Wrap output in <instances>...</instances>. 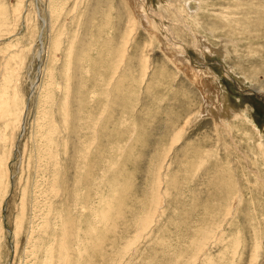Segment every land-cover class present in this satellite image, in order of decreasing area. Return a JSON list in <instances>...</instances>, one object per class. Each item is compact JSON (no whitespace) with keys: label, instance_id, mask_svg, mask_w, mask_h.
Returning <instances> with one entry per match:
<instances>
[{"label":"rangeland","instance_id":"obj_1","mask_svg":"<svg viewBox=\"0 0 264 264\" xmlns=\"http://www.w3.org/2000/svg\"><path fill=\"white\" fill-rule=\"evenodd\" d=\"M133 1L0 0V264H264V0Z\"/></svg>","mask_w":264,"mask_h":264},{"label":"bare ground","instance_id":"obj_2","mask_svg":"<svg viewBox=\"0 0 264 264\" xmlns=\"http://www.w3.org/2000/svg\"><path fill=\"white\" fill-rule=\"evenodd\" d=\"M178 1V0H177ZM186 1V0H185ZM184 1V2H185ZM190 1H192V3L190 2V4L187 2L186 4H184V5H182V3L181 2H183V1H181L180 3H179V1H178V3H179V5H182V12H183V14L184 15H187V10H188V8L191 6L192 7V9H193V11L194 12H192V10H191V7L189 8V12H190V16H189V18L190 19H193V18H196L199 14H198V12H197V10L198 9H200L199 7H198V1L199 0H190ZM133 2H135V0L133 1ZM132 5V4H131ZM187 5H188V7H187ZM190 5V6H189ZM198 7V9L196 10V8ZM199 11V10H198ZM154 13V12H153ZM181 16V15H180ZM194 20V19H193ZM197 20V19H196ZM195 20V21H196ZM194 24H196L195 22H194ZM148 25H146V27H147ZM148 30H150V32L152 33L153 32V29H148ZM152 35H155V34H152ZM156 38V37H155ZM158 42H160V41H158ZM159 45H160V43H159ZM162 45V44H161ZM223 48V47H222ZM163 49V48H162ZM224 49V48H223ZM167 51V50H166ZM168 55V54H167ZM170 57V56H169ZM173 61V60H172ZM174 63V61L172 62V64ZM179 66V65H178ZM179 69V68H178ZM192 70V69H191ZM182 72V71H181ZM187 73H188V75H190L191 77V80L192 81H200V80H202L201 78L199 79L198 77H197V79H193L194 77H195V74H193V73H191V72H188L187 71ZM193 74V75H192ZM191 81V82H192ZM205 81V80H204ZM201 82V81H200ZM204 83V82H203ZM206 83V82H205ZM210 83V82H209ZM202 85V84H201ZM208 85V84H207ZM206 85H204V87H205ZM215 86V85H214ZM213 86V87H214ZM209 87H212L211 85L210 86H208V88ZM214 89H215V87H214ZM220 91V90H219ZM212 92V91H211ZM226 94V93H225ZM228 97V96H227ZM229 98V97H228ZM212 100V99H211ZM228 100V99H227ZM225 102H226V100H225ZM228 102H230V101H228ZM10 105V103L7 101V100H5V99H3L1 96H0V110H3V112H6L7 113V115L11 112V107L9 106ZM226 106V105H225ZM212 107V106H211ZM229 109V108H228ZM228 109H226V110H228ZM231 110V112L230 113H236V110H234V108H230ZM210 110V109H209ZM221 111H223V110H221ZM1 112V111H0ZM22 112H24V111H22ZM215 112H217V111H215ZM239 112V111H238ZM222 113V112H221ZM3 114V113H2ZM1 114V115H2ZM23 114V113H22ZM4 116V115H3ZM2 117V116H1ZM3 163V162H2ZM0 165H2L3 166V164H0ZM4 166H5V164H4ZM1 168V167H0ZM5 168V167H4ZM1 170H3V168L1 169ZM8 171V170H7ZM5 172V171H4ZM4 174V173H3ZM6 174V173H5ZM4 174V175H5ZM5 178V177H4ZM2 185V184H1ZM0 185V186H1ZM105 214V213H104ZM102 216V215H101ZM102 218V217H101ZM103 229V228H102ZM17 232V231H16ZM95 232V231H94ZM95 234H96V232H95ZM16 236H17V234H16Z\"/></svg>","mask_w":264,"mask_h":264}]
</instances>
